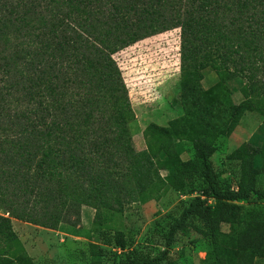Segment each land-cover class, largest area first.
<instances>
[{
  "label": "trees",
  "instance_id": "obj_1",
  "mask_svg": "<svg viewBox=\"0 0 264 264\" xmlns=\"http://www.w3.org/2000/svg\"><path fill=\"white\" fill-rule=\"evenodd\" d=\"M175 27L182 30V74L210 63L244 97L202 109L188 97L182 119L193 143L191 164L177 145L165 144L170 131L156 126L147 140L162 142L160 149L149 142L136 150L130 129L136 114L114 58ZM261 106L264 0H0V198L23 205L32 224L59 229L91 205L98 228L110 221L124 249L114 221L125 205L156 194L161 169L189 175L197 169L205 195L173 221L167 245L197 219L198 234L211 244L210 264H253L264 258V206L244 210L237 203L264 200V157L251 145L237 149L240 181L232 188L223 186L213 156L217 140ZM224 223L238 224V233L223 232ZM92 251L90 264H104ZM166 257L129 254L113 264H163ZM6 258L35 264L12 221L0 215V261Z\"/></svg>",
  "mask_w": 264,
  "mask_h": 264
},
{
  "label": "rangeland",
  "instance_id": "obj_2",
  "mask_svg": "<svg viewBox=\"0 0 264 264\" xmlns=\"http://www.w3.org/2000/svg\"><path fill=\"white\" fill-rule=\"evenodd\" d=\"M181 33L180 27L156 33L120 50L114 58L122 70L136 114L130 128L136 150L147 149L149 142L154 151L160 149L162 142H155L152 137L151 141L147 140L149 128L156 126L170 131L171 140L165 144L177 145L182 161L191 164L195 153L188 137L190 129L182 119L188 97L200 109L220 101L239 104L244 97L238 85L225 83L210 63L182 74ZM221 83L225 84L224 88ZM244 145H251L264 157V106L246 111L235 130L217 140L213 161L223 186L238 188L241 161L233 154ZM199 173L194 169L190 175L171 174L161 169L160 190L146 201L125 205L123 214L114 221L123 233L124 249L118 245L116 232L108 226L110 221H106L104 228H98L97 211L91 205H82L81 218L72 214V223L63 224L59 229L28 222L27 209L21 204L11 205V199L0 198V215L12 221L35 264H90L95 261L92 249L104 264L119 262L129 254L154 257L163 252H167L163 264H210L211 244L207 237L198 234L203 224L197 219L188 232L178 237L175 245L168 246L166 242L173 221L195 197L205 195L206 183ZM260 185L264 187V174ZM210 203L215 200L210 199ZM237 204L245 210L264 206V200L253 198ZM238 228L236 223L222 225L223 232L232 235L238 233ZM0 264L14 263L6 258ZM253 264H264V258L255 259Z\"/></svg>",
  "mask_w": 264,
  "mask_h": 264
}]
</instances>
